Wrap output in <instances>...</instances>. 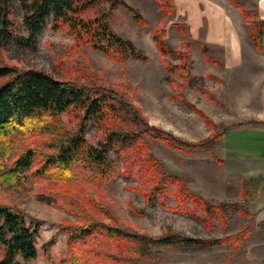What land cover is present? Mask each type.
Wrapping results in <instances>:
<instances>
[{"label":"rangeland","instance_id":"obj_1","mask_svg":"<svg viewBox=\"0 0 264 264\" xmlns=\"http://www.w3.org/2000/svg\"><path fill=\"white\" fill-rule=\"evenodd\" d=\"M122 1L139 11L148 26L136 25L131 15L119 8L110 20L111 27L141 50L146 61L118 64L88 47L75 49L74 39L65 28L53 31L49 21L33 49L8 45L0 51V65L33 68L60 80L85 81L95 77L101 88L137 108L148 126L182 142L203 143L193 153L186 154L162 142L146 139L150 154L171 173L181 175L192 193L211 204L234 206L245 212V215L237 211L225 213V226L215 217L208 223H200L193 217L168 210L160 205V198L147 204L138 191L127 187L139 188L137 165L129 178H113L101 190H91V195L96 202L111 209L121 228L126 227L130 232L160 237L171 231L192 238L219 239L245 231L240 248L232 251L230 243L205 249L152 246L139 264H264V221L258 220L256 215L264 206V187H258L257 180L247 172L249 162L264 150V54L248 42L246 21L252 18L242 17L230 0H214L229 10L238 9V15L229 12L228 19L222 15L219 18L211 16L206 36L207 20L202 18L200 10L203 5L206 9L213 8L210 0H173L175 14L170 18L164 17L154 0ZM235 1L244 9L241 0ZM193 7L197 12L195 16L190 13ZM245 11L254 16L252 11ZM10 21L16 34L26 36L18 0H12ZM175 24L187 26L193 42L189 51L191 81L182 95L206 119L199 117L184 101L171 99L174 90L167 82L152 32L164 27L167 44L173 51L184 52L183 44L188 40L179 35L173 27ZM206 38L212 42L221 38L227 45L237 43L236 51H226L218 43L208 45ZM198 43L208 47L217 65L204 60ZM262 44L264 47V34ZM169 61L174 65L180 62L172 55ZM173 79L178 82L176 75ZM60 119L66 128H74L75 123L66 115ZM100 133L97 125L89 123L86 137L92 145L100 140ZM111 159L122 172L117 158L112 155ZM40 186L41 182L36 180L24 193L0 190V204L17 206L27 222L33 219L39 226L36 258L23 261L17 257V261L21 264H69L70 252L59 223L80 224V217L39 200ZM173 192L171 186L161 197L167 207L178 206ZM130 208L143 215L133 214ZM185 208L202 217L194 206L185 204ZM44 248L51 261L43 255Z\"/></svg>","mask_w":264,"mask_h":264},{"label":"trees","instance_id":"obj_2","mask_svg":"<svg viewBox=\"0 0 264 264\" xmlns=\"http://www.w3.org/2000/svg\"><path fill=\"white\" fill-rule=\"evenodd\" d=\"M154 1L165 18L175 14L173 0ZM230 1L242 17L252 18L246 21L247 39L257 52L264 54V20L251 16L235 0ZM11 3L12 0H0V51L8 45L33 49L37 37L51 21L50 29L57 31L64 27L73 37L75 49L88 47L118 64L147 60L141 50L111 27L110 20L119 8L126 10L136 25L148 26L139 11L122 0H18L26 36L16 34L12 28ZM173 27L188 40L183 44L184 52L171 49L165 40L164 27L152 32L167 82L174 90L171 99L184 101L206 119L182 95L191 81L189 51L193 42L187 26ZM197 45L207 63L218 64L205 44ZM171 55L180 60L179 64L169 61ZM62 115L75 123L74 128L65 127L60 119ZM89 123L101 131L96 145L86 137ZM147 138L186 154L203 146V143L182 142L148 126L137 108L101 88L95 77L85 81L60 80L33 68L0 65V190L24 193L31 182L39 180V200L80 217V224L59 223L70 252L69 264H139L152 246L205 249L230 243L232 251L240 248L245 231L219 239L192 238L171 231L160 237L130 232L126 227L121 228L111 209L96 202L91 190H101L113 178H129L137 165L139 188L127 187L138 191L147 204L160 198V205L168 210L193 217L200 223H208L215 217L223 226L225 213L237 211L245 215L239 208L214 205L192 193L181 175L171 173L150 154ZM112 155L120 162L122 172L112 161ZM171 186L172 197L178 204L173 208L167 207L161 198ZM185 204L194 206L202 217L186 209ZM130 211L143 215L134 208ZM38 230V223L33 219L27 222L17 206L0 204V264H21L17 257L34 260ZM46 251L44 248L43 255L51 261Z\"/></svg>","mask_w":264,"mask_h":264},{"label":"crops","instance_id":"obj_3","mask_svg":"<svg viewBox=\"0 0 264 264\" xmlns=\"http://www.w3.org/2000/svg\"><path fill=\"white\" fill-rule=\"evenodd\" d=\"M211 2L214 3L213 8L211 7H207L208 9H206L204 7V5L202 4L201 1H199L201 3V5H203V8H201V12H202V18L207 20V25H208V30L206 33L209 35V29H210V19H212L211 16H215L216 18H219L221 15L224 18L228 19V15L227 13L231 12L234 16L238 15L236 10H229L228 8H225L224 6H222L221 4L217 3L216 1H212ZM241 5L244 7L245 10H249L252 11L254 16H256L258 19L260 20H264V0H241ZM208 10V11H207ZM193 16L196 15L197 12H195L194 7L191 8V12ZM206 41L208 42V45L211 46H216L215 44L218 43V45L224 46V49L226 51H231L234 50L236 51V44L237 43H232L228 45L226 43H224L223 39L220 38V40L212 42L210 41L208 38H206ZM264 130V129H263ZM251 132H254V130H252ZM250 166L248 169V173L250 174L251 177H253L254 179L257 180V186H263L264 187V150L260 152V154L258 156H256L255 158H253L250 162ZM260 210L259 213H256V215L258 216V220L260 221H264V206H262L261 209H258V211Z\"/></svg>","mask_w":264,"mask_h":264}]
</instances>
